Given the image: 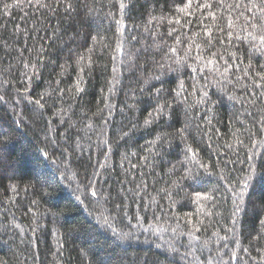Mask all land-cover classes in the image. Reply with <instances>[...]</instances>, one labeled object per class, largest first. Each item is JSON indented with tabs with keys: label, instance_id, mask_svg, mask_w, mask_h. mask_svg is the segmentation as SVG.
I'll return each mask as SVG.
<instances>
[{
	"label": "trees",
	"instance_id": "trees-1",
	"mask_svg": "<svg viewBox=\"0 0 264 264\" xmlns=\"http://www.w3.org/2000/svg\"><path fill=\"white\" fill-rule=\"evenodd\" d=\"M187 2L0 0V264H264V3Z\"/></svg>",
	"mask_w": 264,
	"mask_h": 264
},
{
	"label": "snow or ice",
	"instance_id": "snow-or-ice-1",
	"mask_svg": "<svg viewBox=\"0 0 264 264\" xmlns=\"http://www.w3.org/2000/svg\"><path fill=\"white\" fill-rule=\"evenodd\" d=\"M37 2L39 3V0H37ZM222 2H223V0H221V3H222ZM191 3H192V0H188V2L185 3L184 8L180 9V11H185V10L189 7V5H190ZM241 3H242V0H236L235 7H236V8L241 7ZM261 3H264V0H261ZM5 7H10V5H5ZM122 7H123V5H122ZM197 7H199V8H209V9H211V8H212V4L209 3V2H205V3H203V4H198ZM228 7H233V5H229ZM245 7L247 8V11L251 12L252 9H253V7H259V5L255 3V0H248V3H247V5H245ZM260 11H261L262 13H264V8H260ZM242 14H243V13H241V15H242ZM208 15L213 16V17L215 18V13L212 12V11H209ZM169 22L171 23V21H169ZM177 23H179V21H177ZM231 26H232L231 23H229V27H231ZM253 27H256V25H253ZM210 32H211V29H209V30H208V33H206V34H210ZM227 35H228V40H229V42H231L232 37H233V33H232V32H228ZM249 35H252V34L249 33ZM252 38H253V40H255V39H256V36L253 35ZM236 39H240V37H239V36H236ZM259 39H260V41H261V47H264V35L260 36ZM209 43H211V40H209ZM221 43L223 44L224 41L221 40ZM197 47H199V45H198ZM172 51H175V49H173ZM214 55H215V54H214ZM221 59H223V57H221ZM175 63L179 64V63H181V62L178 60V61H175ZM212 63H213V61H209V64H212ZM226 63H227V62H226ZM250 66H251V65H249V67H250ZM162 67H163V66H162ZM190 67H191V65H190ZM230 69H231V65H229L228 67L224 68V73H228V72L230 71ZM169 70H170V71H173L174 69L169 68ZM192 70H193V72H195V71H196L195 67H193ZM237 70H239V69H237ZM201 71H203V69H201ZM217 71H219V68H217ZM248 74H249V73H248V70H247V68H246L245 71H244V75L247 76ZM256 75L260 77V80L264 81V72H259V71H257ZM180 86H181V88H183V81H181ZM205 87H207V86H205ZM257 87H261V88H262V91H264V85H261L260 83H257ZM79 90H80V89H77V91H79ZM205 94H206V93H205ZM36 103H39V101H36ZM156 111H157V112H160V109L158 108ZM145 123H148V121H145ZM248 186H249V185H248L247 183H245V184L243 185L244 188H247ZM189 222H191V221H189ZM197 231H199V229H197ZM232 259H233V260H236V257L233 256Z\"/></svg>",
	"mask_w": 264,
	"mask_h": 264
}]
</instances>
